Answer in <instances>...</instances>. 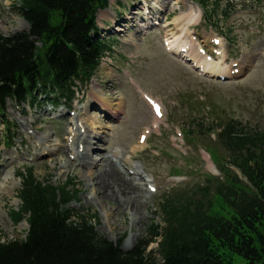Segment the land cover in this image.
Instances as JSON below:
<instances>
[{
  "label": "trees",
  "instance_id": "obj_1",
  "mask_svg": "<svg viewBox=\"0 0 264 264\" xmlns=\"http://www.w3.org/2000/svg\"><path fill=\"white\" fill-rule=\"evenodd\" d=\"M20 1L29 33L0 36V112L5 98L24 99L37 83L63 88L69 75L94 68L102 49L89 33L107 0ZM220 137L242 179L205 175V186L165 198V227L153 226L128 251L98 237L86 218L74 220L65 207L77 195L70 181L54 188L29 172L22 192L29 228L24 240L0 239V264H264V134L235 122L222 126ZM157 236L159 249L148 251Z\"/></svg>",
  "mask_w": 264,
  "mask_h": 264
},
{
  "label": "rangeland",
  "instance_id": "obj_2",
  "mask_svg": "<svg viewBox=\"0 0 264 264\" xmlns=\"http://www.w3.org/2000/svg\"><path fill=\"white\" fill-rule=\"evenodd\" d=\"M191 1L193 0H165L164 4L162 0H150L154 4L157 3L160 8L163 4L165 5L163 16L170 18L171 23L178 14L186 11V4L192 3ZM195 1L193 4L196 9L205 17L204 8L199 7L201 0ZM213 1H208L207 10L212 8ZM247 1L250 2V0ZM116 2L117 0H110V7L107 9L110 17L102 16V23L116 20L122 22L124 16L119 17L114 14L115 9L118 8ZM125 2L135 5L138 3L136 0H125ZM225 2L226 0H222L223 5ZM232 2L236 4L238 0ZM247 4L248 9L244 10L241 6H237L235 12H232L227 20L219 19L220 23L217 24V28L211 27L208 23L198 28L204 42L210 36V29L215 33H228L229 29H233L227 36L231 60L241 61L245 67L242 79L234 84L197 78L186 65L165 55L161 46L160 33L142 39V36L134 35L132 32L120 35L108 34L106 32L108 28L103 26L100 35L111 42L121 56H115L114 60H111L119 68L118 73L101 64L97 76L101 74L104 89L109 91L110 95L115 96L114 100L105 97L107 101L104 102L109 106L112 105L117 115L115 122L106 119L97 121L101 126V130H98L99 140L92 141L94 143L90 145L92 150L85 151L88 159L97 161V164L91 168L84 166L86 170H83L75 163L68 161L63 148L64 138L67 135V120L54 123L48 120L47 115L44 117L38 115V121L36 115V117L28 116L29 121L25 125L23 114L13 106H8L7 114L10 121L15 122L16 120L20 128L27 131L30 129L29 124L32 119L36 120V128L40 129L38 138L44 136L54 147L52 155L45 160H39L36 156L27 158L25 167L31 166L38 179H49L54 185L62 184L67 179H71L74 185H78V197L70 204V207L84 216L97 214V220L94 223L97 233L113 243L122 240L121 249L123 251L137 244V240L146 234V228L151 220L163 223L161 219L153 215L162 196L173 195L183 187H194L204 182V177L200 173L205 170L204 165L198 158L195 147L190 144L191 148L185 146L181 139H173L172 134L169 133L172 130H168L169 128L175 124L185 128L189 122L197 124L200 121L209 126L234 119L246 124L248 131L252 128L264 130V56L262 53L264 29L259 28L264 27V7L258 8L251 3ZM12 6L10 4L7 10L1 5L0 0V35L2 36L28 30V26L12 10ZM128 14L129 12L126 13ZM214 20L215 17L210 20L211 23L215 24ZM100 21L97 20L98 25L102 26ZM126 75L135 78L144 90L163 103L169 120V125L163 127L165 131L162 137L153 139V144L160 155L155 157L151 151H140L134 160L138 167L153 175L157 187L156 194H150L145 200L139 198L136 202L127 199L122 190H118L115 186L113 189L117 200L113 198L102 200V193L100 196L94 195L91 182L95 183V181H92L89 176L92 171L93 178L100 173L96 170L100 169L99 159L101 157L104 159L107 157L108 160V156H111L115 150H120L123 154L129 145L135 144L137 134L151 118L145 104L127 85ZM95 118L98 119V116ZM203 139L206 145L209 144L206 138ZM35 141L36 139H30L32 145L30 151L38 153L34 146ZM83 159L86 163L87 159ZM66 162L68 166L63 167ZM175 169L179 173L173 174L172 171ZM101 170L105 171L108 168L105 166ZM8 172L13 173L8 183L12 185L15 193L20 188V180L17 178L18 171L4 168L1 170L0 177ZM173 176L183 178H172ZM173 181H182V185L175 187ZM124 200L132 204H128L127 210L117 209V206H121ZM18 204L19 202L13 198V192L7 195L0 192V237L2 240L23 239L25 236L26 223L22 222L13 226L8 219L9 210L17 208ZM124 205L127 204L124 203ZM87 210L89 213L86 212ZM153 248H156V244L151 245L148 250Z\"/></svg>",
  "mask_w": 264,
  "mask_h": 264
},
{
  "label": "bare ground",
  "instance_id": "obj_3",
  "mask_svg": "<svg viewBox=\"0 0 264 264\" xmlns=\"http://www.w3.org/2000/svg\"><path fill=\"white\" fill-rule=\"evenodd\" d=\"M178 19H183V17H180ZM188 21H195V19H188ZM117 31H120L121 29H116ZM175 47L179 48L181 45H174ZM203 70L206 73H210V74H216L219 71V67L217 65H213V64H208V63H203L202 65ZM90 118V122H89V134L87 137H89V140L91 141L92 139H98L99 137V132L98 130H100V128L98 127V124L96 121L93 120L92 117H87ZM52 145H49V149L53 150L51 148ZM89 147V145H88ZM61 148V146H60ZM59 148V150H60ZM91 150V148L89 149V151ZM89 162V163H88ZM88 162H86V166H88L89 168H91L93 165L97 164L96 160L93 159H88ZM100 164H99V168L97 169L96 172L100 171V173L97 174V176L95 178L92 177L93 175V171L89 173V176L91 178L92 181H95V183L92 184L93 190L95 192L96 195H101L102 193V197L101 199H110L113 198L114 200L116 199L115 193H114V189L113 187L115 186L118 190H122V192L124 193V195L126 196V198L131 199L132 202H136L137 200H139V198L144 199L147 197L146 193L139 187V186H133L132 181H130L128 178H124L121 177L118 172L110 165V163L108 162V160L104 159L103 157L100 158L99 160ZM83 164V163H82ZM66 165H68V163L63 164V167H67ZM84 165V164H83ZM107 167L108 170L102 171V167ZM137 173L139 171H136ZM12 177V173H5L3 175V180H0V190H4L6 189L8 186V179ZM100 190V191H99ZM102 190V192H101ZM124 203H126L127 205H124ZM128 204H132L129 203L128 201L124 200L123 204L121 206H117V209L119 208H124V210L128 209ZM124 205V206H123ZM130 213H132L131 210H129Z\"/></svg>",
  "mask_w": 264,
  "mask_h": 264
}]
</instances>
